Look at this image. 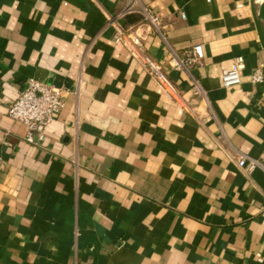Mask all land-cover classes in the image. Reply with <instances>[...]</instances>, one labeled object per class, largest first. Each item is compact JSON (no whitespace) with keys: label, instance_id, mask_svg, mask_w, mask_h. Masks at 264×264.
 <instances>
[{"label":"crops","instance_id":"crops-1","mask_svg":"<svg viewBox=\"0 0 264 264\" xmlns=\"http://www.w3.org/2000/svg\"><path fill=\"white\" fill-rule=\"evenodd\" d=\"M28 79L63 100L32 143L6 115ZM241 156L264 163V0H0V264H264V172Z\"/></svg>","mask_w":264,"mask_h":264},{"label":"built area","instance_id":"built-area-1","mask_svg":"<svg viewBox=\"0 0 264 264\" xmlns=\"http://www.w3.org/2000/svg\"><path fill=\"white\" fill-rule=\"evenodd\" d=\"M148 20L150 26L158 31L159 18L156 15L149 14ZM114 42L126 48L132 58L154 78L159 86L167 91L172 90V85L163 72V66L145 53L139 35L118 31L114 36ZM201 58V46L195 45L183 58L172 54L170 63L174 68L187 69L198 64ZM242 62V57H237L229 68L222 70L220 80L224 89H232L240 84ZM248 79L253 85L261 83L263 81L262 66L255 67L249 74ZM62 105L61 88L40 80L28 79L15 98L8 103L6 115L11 120L25 126L24 139L32 143L35 138L42 140L46 126L57 117ZM236 163L238 167L244 168L248 173L257 168L264 172V163H260L253 158L241 156Z\"/></svg>","mask_w":264,"mask_h":264}]
</instances>
